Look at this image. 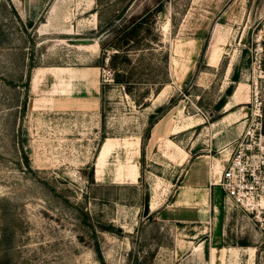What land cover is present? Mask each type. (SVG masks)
Wrapping results in <instances>:
<instances>
[{"label":"rangeland","instance_id":"1","mask_svg":"<svg viewBox=\"0 0 264 264\" xmlns=\"http://www.w3.org/2000/svg\"><path fill=\"white\" fill-rule=\"evenodd\" d=\"M160 1L0 0L11 264H264V0H162L158 15ZM147 8L153 49L132 54L150 79L131 96L97 66V27ZM240 153L257 175L249 208L217 184Z\"/></svg>","mask_w":264,"mask_h":264},{"label":"trees","instance_id":"2","mask_svg":"<svg viewBox=\"0 0 264 264\" xmlns=\"http://www.w3.org/2000/svg\"><path fill=\"white\" fill-rule=\"evenodd\" d=\"M156 8L158 9V15H160V13L164 11V1L161 0ZM97 13L100 18L98 10ZM155 17L154 8H147L142 13L134 14L129 19H125L120 25L113 24L110 26L108 23H100L97 27L98 36L102 38V50L97 66L108 68L111 72L110 79H112L115 84L122 85L125 92L131 96H134L138 86L148 82L147 80L150 79L144 80L141 74V71L146 69V67L142 66L144 53L138 54L137 58H134L135 56L132 53H142L145 52V50L150 51V49H153L151 48L152 40L148 38L145 31L150 29V26H153ZM146 25H148L147 28H145ZM262 49L263 58L261 64L264 72V41L262 43ZM244 51H247V49L244 48ZM232 77L235 81L239 80V74L236 73V71ZM167 79V73L161 78H154V80L149 83V87H147L145 93L149 94V90L152 88L158 92L165 85ZM106 85H109L108 82H103L101 88L102 92ZM232 91L233 86L231 85L228 92L231 93ZM10 240L11 235L8 227L2 225L0 235V264H11L10 255L8 253Z\"/></svg>","mask_w":264,"mask_h":264},{"label":"built area","instance_id":"3","mask_svg":"<svg viewBox=\"0 0 264 264\" xmlns=\"http://www.w3.org/2000/svg\"><path fill=\"white\" fill-rule=\"evenodd\" d=\"M255 182L256 170L251 168L244 154L240 153L223 168L217 184L221 186L225 200L249 208L255 204L257 198Z\"/></svg>","mask_w":264,"mask_h":264},{"label":"crops","instance_id":"4","mask_svg":"<svg viewBox=\"0 0 264 264\" xmlns=\"http://www.w3.org/2000/svg\"><path fill=\"white\" fill-rule=\"evenodd\" d=\"M110 141H112V139L109 140L108 142H106V143L104 144L103 149H102V152H101V156H102V157H105L106 154H108V151L112 148V145H111V142H110ZM167 145H168V146H171V147H173V148L176 147V150H177L178 153L182 156V157H181V160H180V163H181V164H182V161L185 162V161L187 160L189 154H188L183 148H181V147L175 145V144H174L173 142H171L170 140H169V142H168ZM170 149H171V148H170ZM170 156L172 157V159H175V158H176L175 155H172V154H171ZM216 169H218L217 166H216ZM218 172H221V170L218 169ZM135 176H136V178H135ZM137 179H138V174L133 175V180L136 181ZM220 189L222 190L221 187H220ZM216 192H217V191H216ZM222 192H223V190H222ZM223 193H224V192H223ZM223 193H222V194H223ZM192 209L195 210V215H194L193 218H192V217H190V218H191V219H195V220H192V221L196 222V221L200 220V218H201V215H202V208H199V207L195 206V208H192ZM198 209H199V210H198ZM162 211H163V210H162ZM187 217H188V216H187ZM180 219L182 220L181 217H180ZM188 219H189V218H188Z\"/></svg>","mask_w":264,"mask_h":264}]
</instances>
